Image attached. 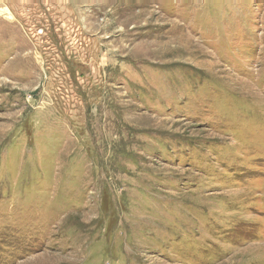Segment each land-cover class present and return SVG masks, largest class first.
<instances>
[{"label": "rangeland", "instance_id": "rangeland-1", "mask_svg": "<svg viewBox=\"0 0 264 264\" xmlns=\"http://www.w3.org/2000/svg\"><path fill=\"white\" fill-rule=\"evenodd\" d=\"M0 264H264V0H0Z\"/></svg>", "mask_w": 264, "mask_h": 264}, {"label": "bare ground", "instance_id": "bare-ground-1", "mask_svg": "<svg viewBox=\"0 0 264 264\" xmlns=\"http://www.w3.org/2000/svg\"><path fill=\"white\" fill-rule=\"evenodd\" d=\"M4 13L6 14V15H8L7 17H8V19H10L11 17H10V14L8 13V11L7 10H5L4 11Z\"/></svg>", "mask_w": 264, "mask_h": 264}]
</instances>
